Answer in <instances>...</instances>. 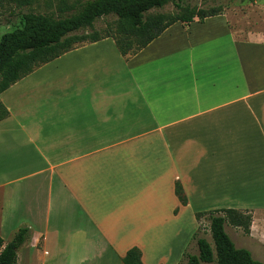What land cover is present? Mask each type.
<instances>
[{
	"label": "crops",
	"instance_id": "crops-1",
	"mask_svg": "<svg viewBox=\"0 0 264 264\" xmlns=\"http://www.w3.org/2000/svg\"><path fill=\"white\" fill-rule=\"evenodd\" d=\"M239 12L126 57L81 43L0 93V237L30 231L17 264H123L132 247L186 264L195 213L220 208L251 213L242 245L229 237L264 263V28Z\"/></svg>",
	"mask_w": 264,
	"mask_h": 264
},
{
	"label": "trees",
	"instance_id": "trees-1",
	"mask_svg": "<svg viewBox=\"0 0 264 264\" xmlns=\"http://www.w3.org/2000/svg\"><path fill=\"white\" fill-rule=\"evenodd\" d=\"M12 1L16 2L19 11L13 29L0 34V93L81 43L110 37L119 54L126 57L136 54L176 22L186 26L195 18L202 22L207 17L222 13L220 8L199 9L183 4V0H76L69 5L63 2L58 7L60 14L55 15L20 11V6H29L33 0ZM168 4L173 5L176 12L152 13ZM63 11L71 14L62 16ZM107 16L116 18L117 25L113 33H78L86 28L92 29L96 19ZM8 114L0 100V121L7 118ZM174 193L181 205L187 204L182 186L177 181L174 183ZM194 216L197 222L202 217L208 219L214 250L207 239L195 232L192 239L195 240L198 253L184 252L186 264H264L254 259L247 249L237 248L225 231V224L228 223L242 228L248 234L251 213L220 208L197 212ZM29 236V229L23 226L8 242L0 237V264H17V250ZM123 264H143L140 250L137 247L130 248L123 258Z\"/></svg>",
	"mask_w": 264,
	"mask_h": 264
},
{
	"label": "rangeland",
	"instance_id": "rangeland-1",
	"mask_svg": "<svg viewBox=\"0 0 264 264\" xmlns=\"http://www.w3.org/2000/svg\"><path fill=\"white\" fill-rule=\"evenodd\" d=\"M76 0H33L29 6H20V11L22 12H33V13H53L59 15L58 7H61V4L64 2L66 5L73 3ZM83 1V0H81ZM258 3H262V7H256V2L254 0H183V4L190 5L199 9H210V8H220L222 11L224 9L236 10L242 12L239 14L238 20H241L242 23L249 24L250 21H255L259 23L264 28V14H260L258 11L264 9V0H257ZM236 8V9H235ZM248 8V9H247ZM263 8V9H262ZM19 11L15 1L12 0H0V34L8 32L13 29L17 24L16 16ZM153 12H162V13H172L176 12V9L173 5L168 4L164 6L161 10L152 11ZM71 12H62V16H68ZM116 18L114 16L101 17L94 21L93 28H86L84 31H79L78 33H88L96 32L98 35H106L108 32H114L116 29ZM53 68L46 69L42 71L45 75L50 76L53 73ZM38 74L39 82H30L29 87L40 86L43 78V73ZM209 211V210H208ZM247 214V213H246ZM198 232L199 236L204 237L208 240L214 250V244L209 231V221L206 217L200 218L198 221ZM226 232L230 237L235 241L236 244L242 245L240 240L244 236L242 228L233 227L230 224L226 223ZM244 233V234H243ZM193 247H196L195 240H193V246L189 247L186 250V253L194 254Z\"/></svg>",
	"mask_w": 264,
	"mask_h": 264
}]
</instances>
